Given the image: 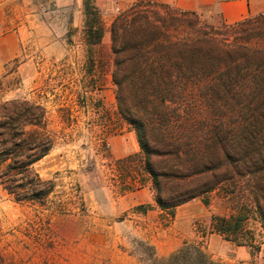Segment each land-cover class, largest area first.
I'll list each match as a JSON object with an SVG mask.
<instances>
[{
	"label": "trees",
	"instance_id": "obj_1",
	"mask_svg": "<svg viewBox=\"0 0 264 264\" xmlns=\"http://www.w3.org/2000/svg\"><path fill=\"white\" fill-rule=\"evenodd\" d=\"M84 6L89 73H100L106 63L94 48L103 44L104 20L93 1ZM202 18L138 1L111 21L117 115L140 146L122 163L137 161L133 180H150L157 207L171 218L196 199L209 206L216 192L237 197L231 215L211 218V230L256 249L248 223L252 217L264 232V12L235 25ZM53 147L42 105H0V186L17 203L47 205L55 184L34 167ZM141 245L147 264H217L197 244L162 259Z\"/></svg>",
	"mask_w": 264,
	"mask_h": 264
},
{
	"label": "rangeland",
	"instance_id": "obj_2",
	"mask_svg": "<svg viewBox=\"0 0 264 264\" xmlns=\"http://www.w3.org/2000/svg\"><path fill=\"white\" fill-rule=\"evenodd\" d=\"M118 14L112 12L104 21L103 46L96 49L97 57L106 63L100 73H89V65L84 64L85 30L66 26L65 44L78 49L58 60H45L38 82H23L17 73L21 61L0 67V105L28 100L46 109L54 147L34 168L43 180L55 184L46 206L17 203L0 186V264H110L108 259L90 257L88 252L90 243H95L89 240L94 228L104 225L115 227L118 248L135 257L138 264H147L142 261L145 255L141 245L147 242L139 237L138 226L131 223L133 209L124 198L136 184L133 179L139 176V165L137 161L120 165L110 158L111 140L125 133L117 115L110 73V27L106 34V23ZM202 16L208 24L220 20L210 11ZM63 61L72 64L62 67ZM220 194L211 195L208 212L229 216L238 198L227 199ZM158 222L165 225L169 218ZM193 224L196 231L204 232L210 218ZM248 226L259 240L264 236L252 217Z\"/></svg>",
	"mask_w": 264,
	"mask_h": 264
},
{
	"label": "crops",
	"instance_id": "obj_3",
	"mask_svg": "<svg viewBox=\"0 0 264 264\" xmlns=\"http://www.w3.org/2000/svg\"><path fill=\"white\" fill-rule=\"evenodd\" d=\"M86 0H0V67L12 62L21 61L17 73L25 84L38 82L42 77L45 60L62 58L66 53H75L76 46L65 44V26L82 30L85 28L84 2ZM101 12L105 21L112 12L121 11L138 1H156L185 12L203 14L211 12L227 25H235L250 15L264 12V0H91ZM68 13V15H66ZM68 16V19L65 18ZM106 23L107 29L110 27ZM103 46V44H102ZM95 47L94 51L97 48ZM87 58L84 64L90 66L88 60L89 47L84 44ZM62 67L72 64L63 61ZM111 66V65H110ZM123 123V121H122ZM125 133L111 140L110 158L119 163L140 153L135 133L123 123ZM129 209H133V221L137 233L144 241L153 246L160 259L169 257L180 249L184 243L200 245L202 250L217 264H264V236L260 240L255 236L249 246H238L211 230V218L208 206L199 200H193L176 209L175 216L169 217L155 203V193L150 180L143 184L136 183L131 191L125 193ZM211 205V204H210ZM209 205V206H210ZM145 206L146 209L136 210ZM140 211V212H139ZM169 222L162 225V218ZM210 218L209 228L204 232L194 229V222ZM136 221L134 222V220ZM127 223L125 220L123 224ZM89 245L90 257L97 255L108 259L110 264H138L135 257L118 248V240L114 237V226L104 225L94 228ZM264 234V232H262ZM92 249V250H90Z\"/></svg>",
	"mask_w": 264,
	"mask_h": 264
},
{
	"label": "built area",
	"instance_id": "obj_4",
	"mask_svg": "<svg viewBox=\"0 0 264 264\" xmlns=\"http://www.w3.org/2000/svg\"><path fill=\"white\" fill-rule=\"evenodd\" d=\"M117 11H118V12H120L121 10H120V9H118Z\"/></svg>",
	"mask_w": 264,
	"mask_h": 264
}]
</instances>
